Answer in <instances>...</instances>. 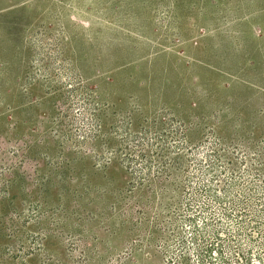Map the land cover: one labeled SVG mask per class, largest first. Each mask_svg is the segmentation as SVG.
<instances>
[{"label": "rangeland", "instance_id": "rangeland-1", "mask_svg": "<svg viewBox=\"0 0 264 264\" xmlns=\"http://www.w3.org/2000/svg\"><path fill=\"white\" fill-rule=\"evenodd\" d=\"M243 198L264 0H0V264H264Z\"/></svg>", "mask_w": 264, "mask_h": 264}, {"label": "trees", "instance_id": "trees-1", "mask_svg": "<svg viewBox=\"0 0 264 264\" xmlns=\"http://www.w3.org/2000/svg\"><path fill=\"white\" fill-rule=\"evenodd\" d=\"M239 201H240L239 204L238 203H233V205H232L234 208L239 209L238 211H236L238 213L237 217H238L239 221L241 222V223L239 222L240 223V228H239L238 231L239 232L240 231H244V232L249 231L251 223L254 222V224L258 225L257 229H259V232H260V234H262L261 236L263 237V235H264V225L261 226V225H259V223H257L256 221H253L251 219V218H258L257 215H256V211L248 209L249 205L247 204V201H245L244 198L240 199ZM216 238H219L218 235H217ZM237 245L241 246L239 241H238ZM262 245H264V244H262ZM213 246H214L213 244H210L209 248L206 250L207 253H211L212 252V250L214 248ZM220 256L222 257L221 254H220ZM209 258H212L211 254L209 255ZM240 259L242 260V262H244V264H251L250 263V259L247 256V253H246V255H242V257H240ZM222 260H223L222 264H228V262H225L224 259H222ZM212 264H214V263H212Z\"/></svg>", "mask_w": 264, "mask_h": 264}]
</instances>
